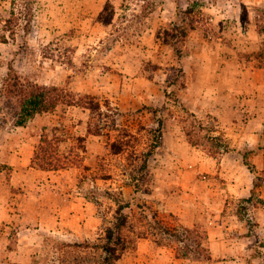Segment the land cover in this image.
<instances>
[{
	"label": "rangeland",
	"instance_id": "obj_1",
	"mask_svg": "<svg viewBox=\"0 0 264 264\" xmlns=\"http://www.w3.org/2000/svg\"><path fill=\"white\" fill-rule=\"evenodd\" d=\"M17 82L79 105L17 126ZM43 135L80 161L41 170ZM247 187L193 227L166 209ZM0 207L7 264H264V1L0 0Z\"/></svg>",
	"mask_w": 264,
	"mask_h": 264
},
{
	"label": "trees",
	"instance_id": "obj_2",
	"mask_svg": "<svg viewBox=\"0 0 264 264\" xmlns=\"http://www.w3.org/2000/svg\"><path fill=\"white\" fill-rule=\"evenodd\" d=\"M20 85L21 94H24L21 104V112L18 117V121L16 122L17 126L23 127L27 122L31 121L37 115L42 114H51L55 111V109L60 105L64 104L69 107L78 106V102L75 101L72 95L64 93L63 90H60L56 87H35V86H23V84L16 83L13 87H18ZM34 89V90H32ZM32 90V91H31ZM92 100V99H91ZM88 106H82L85 109H89L91 111L100 110V104L94 103V101H90L87 103ZM161 125V124H160ZM58 127H54L52 131H58ZM101 132L100 128H92L91 125L88 126L87 133L99 135ZM66 136V135H65ZM56 141L57 145L59 143L66 142L67 139L61 137V135H56L53 139H50L47 135H43L40 141V144L36 147V152L34 156V163L37 161L40 162V169L47 171H59L61 169H66L68 164L74 165V163L79 162L81 157L79 154V149H82V144L85 142L86 138L79 136L75 137L74 141L78 145H74L68 153H61L60 150L54 148L55 143L52 141ZM81 146V147H79ZM40 151V152H39ZM129 204L124 203L123 205H119L118 214L119 218L115 225V232L117 236V240L121 241V231L126 225V216L124 215V209L128 208ZM191 231V230H190ZM186 232H193V231ZM114 248L107 247V253L110 256L114 255ZM186 256V255H185Z\"/></svg>",
	"mask_w": 264,
	"mask_h": 264
},
{
	"label": "crops",
	"instance_id": "obj_3",
	"mask_svg": "<svg viewBox=\"0 0 264 264\" xmlns=\"http://www.w3.org/2000/svg\"><path fill=\"white\" fill-rule=\"evenodd\" d=\"M259 1H261L262 3L264 0H259ZM250 191L251 189H249V187H247L246 189H222V188L221 189L219 188L185 189V192L182 194V196L187 198V200L184 201V205L182 206L181 205L182 196H180L177 192H174V189H168L169 196H168L166 209L168 211L169 209H171V206L175 204L179 205L180 208H184V210L187 211L188 216L192 217L190 221H186L185 225L193 227L202 218L199 212H204V210H206L207 207H210L212 201L214 203H220L222 199L225 197L234 198V194H235V198H240L249 194ZM28 196H29L28 189H25L24 206H23L24 211H26L27 208H30L32 206L31 199H28ZM225 202L226 200H224V203ZM24 219L27 220L26 216H24ZM1 223H2V217H1V207H0V224ZM25 230L27 231L29 230V228L25 226ZM2 239L3 238L0 235V264H7L6 261H1L4 255Z\"/></svg>",
	"mask_w": 264,
	"mask_h": 264
}]
</instances>
